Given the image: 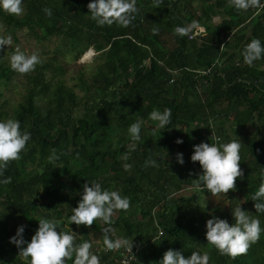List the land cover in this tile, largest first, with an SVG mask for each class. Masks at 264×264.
Instances as JSON below:
<instances>
[{"label":"trees","instance_id":"16d2710c","mask_svg":"<svg viewBox=\"0 0 264 264\" xmlns=\"http://www.w3.org/2000/svg\"><path fill=\"white\" fill-rule=\"evenodd\" d=\"M90 2L23 0L21 15L0 9V21L27 30L39 42L68 39L65 51L58 48L54 58H40L34 71L20 74L24 92L11 114L4 107L7 101L0 102V121L18 120L20 130L31 134L21 158L0 176V181L11 177V183H0V264H27L10 239L24 226L23 238L30 242L40 218L58 220L57 231L72 230L77 243L90 242L100 264H116L123 249L105 251L103 229L109 225L100 220L91 227L68 223L83 185L92 181L130 201L127 211L115 212L114 235L109 234L133 240L130 264H159L169 249L186 258L207 251L209 264H264V231L246 254L235 258L220 254L206 240L207 220L215 216L234 224L237 206L264 229V213L256 212L251 199L264 181V56L249 66L242 55L253 38L264 46V0L246 11L229 6L228 0H162L159 7L154 0H137L139 12L128 27L98 26ZM194 20L203 31L174 33ZM89 47L102 61L89 74L78 68L70 85L62 79V60L69 52L78 59ZM11 53L0 49V84L19 74L10 67ZM165 108L171 109L170 123L149 129V113ZM138 120L141 138L133 142L128 128ZM187 135L205 143L241 142L243 176L236 180V191L213 196L201 186L188 196L173 197L202 174L199 162L191 161L193 144ZM132 143L135 150L129 152ZM53 149L56 160L50 159ZM149 159L156 166L146 167ZM124 163L131 165L129 171ZM191 164L200 170L195 176L192 169L186 172ZM202 195L216 197V203L202 201ZM97 232L101 242L94 243Z\"/></svg>","mask_w":264,"mask_h":264},{"label":"clouds","instance_id":"9594fccd","mask_svg":"<svg viewBox=\"0 0 264 264\" xmlns=\"http://www.w3.org/2000/svg\"><path fill=\"white\" fill-rule=\"evenodd\" d=\"M162 0H154V7H159ZM228 4L237 10H248L251 7H260V0H228ZM137 0H91L87 5L91 19L98 26H111L118 24L128 27L135 20L139 12ZM0 9L15 15H21L24 11L23 0H0ZM46 15L51 16V9L45 8ZM193 30L203 31L198 21H192L186 26H177L174 33L179 36H186ZM153 33L157 34L158 29L153 28ZM197 34L196 32L193 35ZM11 37L0 36V49L3 46L11 45ZM224 46H221V51ZM244 61L251 66L254 61L264 56V46L259 39L253 38L246 44L242 52ZM10 67L19 74H28L35 70L42 61L36 53L26 54L19 48L15 49L8 57ZM149 119L157 122L158 128H164L170 123L171 109L165 108L163 112L153 109L149 113ZM211 124V121L209 122ZM142 121L131 124L128 128L130 139L133 142L140 140ZM31 139V134L25 130H20V122L9 118L0 121V176L7 169L12 161L21 158L20 153ZM177 144L183 143L177 139ZM239 140H231L227 143H205L194 145V152L191 155L192 162H199L202 174L192 180L193 186L200 190L201 186L212 193L213 196L229 191H236V180L243 176L240 168ZM135 150V143L129 146V152ZM50 159L56 160L59 157L52 150ZM127 154L122 159L127 160ZM177 162L183 165V155L177 154ZM145 166H156L155 160H146ZM125 171L131 169V165H122ZM264 175V173H262ZM0 183H11V177H7ZM254 208L257 213H264V181L259 185L258 190L252 195ZM130 201L127 197H122L118 191L102 189L101 184L92 181L83 185V192L78 206L72 208V215L68 218V223H75L77 226L83 225L91 227L94 221L100 220L109 225L103 229V245L106 250L124 249L132 253L133 240L124 237L113 239L109 234L114 235L111 225L114 223L112 217L117 211H127ZM235 218L234 224H229L224 219L215 216L206 222V240L210 246L215 247L220 254L235 258L246 254L250 245L260 238L264 229L260 227V220L248 214V212L237 206L232 210ZM39 227L28 242L23 238L24 226H20L16 235L10 239L19 249V256L27 264H66L72 260L73 264H100V257L94 254L92 244L88 241L77 243L78 235L71 231H57L59 221L55 218L38 219ZM26 245V246H25ZM74 257V259H73ZM210 256L207 251L201 254L193 251L189 257H185L181 251L169 249L163 254L159 264H209Z\"/></svg>","mask_w":264,"mask_h":264},{"label":"rangeland","instance_id":"374dc122","mask_svg":"<svg viewBox=\"0 0 264 264\" xmlns=\"http://www.w3.org/2000/svg\"><path fill=\"white\" fill-rule=\"evenodd\" d=\"M0 36L11 37V41H12L11 45L3 46L4 54L6 53L5 55H8V52H13L15 49L19 48L21 51L25 52L26 54L31 55L32 53H36L40 58L47 59V58H54V56L58 53L57 52L58 48L65 51L68 47V39L63 36L57 38L52 37L48 40H43L39 42L35 38H33L28 33L27 30L22 28H12V27L10 28L6 26L2 21H0ZM73 55L74 54L70 52L66 53L62 60L63 63H65L66 65L64 75H62V79H65L67 83H69L70 85L74 83V79L72 78V75L76 72V70H78V68L82 67V71H84L86 74H89L95 69L96 65L102 61V59H100L98 56V52L91 47L87 48V50H85V52L78 59H75ZM24 84H25V78H23L20 74L16 75V77L13 78V80L10 81L9 83L0 84V92H1L0 102H2L3 100L7 101V104L4 107L9 114L12 113V109L21 100L22 94L24 92ZM204 88L205 87H203V89ZM210 121L211 124L214 126L216 121H214L213 119L212 120L210 119ZM229 123H227L226 126H228ZM156 125L157 122L149 120L148 122L149 129L157 128ZM187 139L190 143L193 144L191 150L192 152H194V145L200 144L201 138L191 137L190 135H187ZM168 159L170 160V158ZM187 167H186V172L191 170L194 167V165L191 164ZM199 172H200L199 168L195 167L193 170L194 176ZM65 174L68 175V172H66ZM194 179L195 178H192V180ZM65 182L66 185L69 186L68 180H65ZM193 187L194 186L191 182L186 187H183L181 188V190L174 193L173 197L178 198L179 196H188L192 193V190H194L192 189ZM207 199H209L212 202V204L216 203V197L209 198L202 195V201ZM171 207H173V205ZM92 239L94 243L101 242L100 232H97L96 234H92Z\"/></svg>","mask_w":264,"mask_h":264},{"label":"built area","instance_id":"2783aa9c","mask_svg":"<svg viewBox=\"0 0 264 264\" xmlns=\"http://www.w3.org/2000/svg\"><path fill=\"white\" fill-rule=\"evenodd\" d=\"M193 35V34H192ZM192 35H190V37H192ZM105 249V248H104ZM105 251H110V250H106ZM116 251V250H113ZM134 251L132 249V253H128L127 251H125L124 249L121 250L118 259L116 260V264H130L131 261L134 258Z\"/></svg>","mask_w":264,"mask_h":264}]
</instances>
